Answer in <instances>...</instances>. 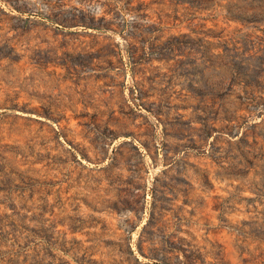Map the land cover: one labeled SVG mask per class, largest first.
Listing matches in <instances>:
<instances>
[{"label":"rangeland","instance_id":"374dc122","mask_svg":"<svg viewBox=\"0 0 264 264\" xmlns=\"http://www.w3.org/2000/svg\"><path fill=\"white\" fill-rule=\"evenodd\" d=\"M0 264H264V0H0Z\"/></svg>","mask_w":264,"mask_h":264},{"label":"trees","instance_id":"16d2710c","mask_svg":"<svg viewBox=\"0 0 264 264\" xmlns=\"http://www.w3.org/2000/svg\"><path fill=\"white\" fill-rule=\"evenodd\" d=\"M93 27L97 28V26H93ZM98 29H102V28L101 27L100 28L98 27ZM107 29H108V27H107Z\"/></svg>","mask_w":264,"mask_h":264}]
</instances>
